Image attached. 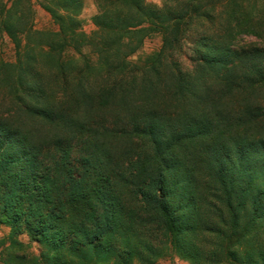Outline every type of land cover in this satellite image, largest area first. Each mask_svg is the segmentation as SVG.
I'll list each match as a JSON object with an SVG mask.
<instances>
[{
	"label": "trees",
	"instance_id": "trees-1",
	"mask_svg": "<svg viewBox=\"0 0 264 264\" xmlns=\"http://www.w3.org/2000/svg\"><path fill=\"white\" fill-rule=\"evenodd\" d=\"M48 1L57 32H33L20 0L0 12L21 113L0 118L1 264H264V46L234 44L261 39L262 8L94 0L86 40L84 1Z\"/></svg>",
	"mask_w": 264,
	"mask_h": 264
},
{
	"label": "rangeland",
	"instance_id": "rangeland-1",
	"mask_svg": "<svg viewBox=\"0 0 264 264\" xmlns=\"http://www.w3.org/2000/svg\"><path fill=\"white\" fill-rule=\"evenodd\" d=\"M19 0H0V12L4 9L7 10L11 7L12 4L18 2ZM23 4V12L25 18L29 20L30 28L33 32H57V27L52 23V19L42 7V5H48V0H20ZM83 8L80 10L79 14L76 16V19L79 21V27L77 32L82 33L86 40H90L93 34L96 32V28L92 24V17L96 13L94 0H83ZM152 6L161 7V0H146ZM242 9L239 11L240 16H244L246 19L248 16L246 15L250 12L251 7H256L258 10L262 8V12L264 13V0H241ZM22 6H20L21 8ZM229 10V7H226ZM246 10L248 11H245ZM219 11L222 12V16H225V11L222 10L220 6L216 8V13ZM15 13V15H17ZM239 16V17H240ZM244 26L247 23H242ZM264 28V25H263ZM237 29V28H236ZM261 39L256 38L254 35H251L248 32L237 33L235 36V47H252V46H264V29L260 31ZM36 39V43H37ZM28 44V39L25 37L22 40V45ZM161 46V36L155 35L150 38L144 40L141 50L134 57H144L153 52L159 50ZM47 50V47L44 48ZM69 51V55H73L75 58H79L78 54L71 48L67 49ZM82 55H86L90 58V61L95 64L97 62V55L92 50L91 46H84L82 49ZM67 54V53H66ZM68 55V54H67ZM133 57V59H134ZM16 62V53L13 44L8 39L7 35L2 32L0 27V64L1 63H9L14 64ZM48 63V62H45ZM45 66V65H44ZM46 67V66H45ZM47 68V67H46ZM60 95V94H59ZM18 106L15 104L14 99L10 96L8 87L5 85H0V118H11L17 114H21ZM17 117V116H16ZM23 116H19L20 120H24ZM16 121V120H15ZM9 231L8 227L0 225V253L4 248L9 246ZM17 241L22 243H27L28 239L25 235L15 236ZM194 241L197 239L194 238ZM200 243V240L197 241ZM35 248L37 246L33 244ZM224 264H231L229 260L223 259ZM0 264H1V256H0ZM137 264V263H136ZM154 264H189L187 261L179 259L175 254H172L168 257H163L157 260Z\"/></svg>",
	"mask_w": 264,
	"mask_h": 264
}]
</instances>
